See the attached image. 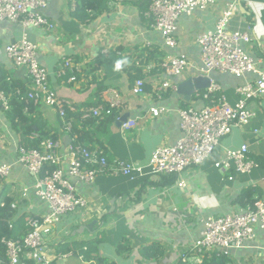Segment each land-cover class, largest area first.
I'll use <instances>...</instances> for the list:
<instances>
[{
    "label": "crops",
    "instance_id": "0c3cea01",
    "mask_svg": "<svg viewBox=\"0 0 264 264\" xmlns=\"http://www.w3.org/2000/svg\"><path fill=\"white\" fill-rule=\"evenodd\" d=\"M77 2L49 0L46 15L56 25L55 30L24 29L19 23L0 20V74H5L6 81L17 86L29 82L27 69L16 68L5 52V47L19 40L27 30L29 39L39 46L38 60L49 72L50 85L67 106L76 108L74 114L82 115L79 121L72 116L73 127L81 128V135L86 132L79 140L73 130L72 133L63 128L64 122L55 107L44 103L37 107L39 115L58 135L61 143L58 152L64 158L66 177L91 206H105L107 211H115L104 219L85 212L66 215L61 223L53 226L41 264H201L207 253L198 255L193 247L204 229V220L240 212L244 207L236 198L245 189H254L253 200H264V97L251 103L255 117L241 127H233L214 156V159L221 158L227 149L247 144L259 163L250 173L239 174L234 168L219 169L212 159L185 171L173 184H164L165 179L156 174L130 180L109 173L100 174L92 183H82L68 174L67 161L71 156L69 146L74 144L99 147L110 158L148 165L159 146L174 145L182 138L179 109L186 106L200 109L206 100L200 96V91L188 100L177 88L162 92L161 98L156 97L153 90L165 80L158 66L167 54L188 56L190 67L182 75L167 79L173 87L200 75L197 67L201 64V46L196 41L197 36L214 29L225 2L207 11H197L193 16H181L175 48L164 45L161 33L153 27L146 13L148 5L142 0H107L102 11L87 10L90 16L84 21L74 15ZM238 6L231 29L249 32L250 40L242 46L264 69V0H242ZM147 49L152 58L138 66L150 90L138 94L134 91L136 78L131 79L127 69L117 71L115 64L105 59L111 52L123 53L130 58L131 65L138 54H146ZM65 57H72L81 69L74 80L58 74ZM209 77L221 84L228 102L234 104L239 99L237 87L256 80L257 75L248 73L237 77L212 71ZM99 87L104 89L96 96ZM97 102H101L98 106L114 105L117 112L114 121L88 117L91 109L98 107L94 105ZM162 107L166 111L158 116L151 111ZM125 114L130 115L128 120H136L137 126L123 128L124 122L120 125L119 121ZM18 145L19 136L7 114L0 109V163L14 165L7 182L23 190L34 185L37 177L28 174L17 162ZM231 175L233 179H229ZM181 179L186 186L179 185ZM23 207L28 215L40 216L46 212V207L32 191L27 194ZM92 221H97L96 225L82 232L81 227ZM125 237L129 238L131 250L121 254L118 245L125 247ZM84 241H92V251L86 257L79 253L81 247H78ZM64 244L77 248L63 253ZM227 254L232 264H264V232L256 228L252 240ZM184 257L188 261L184 262Z\"/></svg>",
    "mask_w": 264,
    "mask_h": 264
},
{
    "label": "built area",
    "instance_id": "2783aa9c",
    "mask_svg": "<svg viewBox=\"0 0 264 264\" xmlns=\"http://www.w3.org/2000/svg\"><path fill=\"white\" fill-rule=\"evenodd\" d=\"M148 5L147 15L153 27L161 33L166 47L178 46L176 31L181 16H193L197 11H207L225 2L216 21L214 29L203 31L196 41L201 46V64L197 67L200 75L209 76L212 71L231 73L243 77L248 73L257 75L256 80L245 82L237 87L238 101L228 102L220 83L212 80L203 94L206 104L200 108L189 106L180 108V126L183 132L174 145L159 146L152 154L148 165H142L128 159L110 158L105 150L99 147H83L70 145V158L67 161L68 174L77 182L92 183L102 173L123 175L130 180H136L147 174L181 175L186 170L200 166L214 159L222 140L231 133L233 127H241L251 121L256 113L251 103L264 97V69L258 61L243 48V42L250 40L248 31L231 29V21L239 11L242 0H142ZM49 0H0V20L19 23L24 29L44 27L55 30L56 25L46 15ZM7 57L16 68L25 67L29 82L17 86L11 92L0 87V109L5 113L11 110V101L15 97L27 106L47 105L57 108L66 129L71 131L73 118L67 115V104L59 98L49 83V72L38 60L39 46L29 39L27 30L19 40L5 47ZM190 67L187 55L167 54L159 63L165 80L156 86L155 92L159 98L162 92L176 90L168 78L182 75ZM157 68V67H156ZM81 69L72 57H65L59 65L60 76H69L70 80L80 74ZM145 81L139 78L135 81L134 91L145 93ZM72 107V106H71ZM114 105L93 107L88 117L105 118L112 115ZM72 112L76 111L72 107ZM155 116L166 111L165 108H152ZM118 120L120 118L118 117ZM123 128L137 126V121L129 119L123 123ZM39 130L31 135V140L38 139ZM61 143L47 138L39 146H17V162L37 177L34 194L46 207V212L40 216L30 217L29 232L24 239H4L9 264H19L22 256L36 258L43 262V245L52 233L53 226L61 223L66 215L71 213L90 214L98 217L96 212L107 213V208L91 206L88 199L81 196L74 183L66 177L63 156L59 155ZM49 165H57L54 170ZM214 165L223 170L234 168L236 173H250L259 165L247 144L239 148L227 149L223 157L214 159ZM12 166H0V176L7 177ZM44 172V176L41 174ZM233 179V175L229 177ZM180 186H186L185 180L179 181ZM26 197L28 190L24 189ZM204 229L194 244L198 255L206 253H229L231 249L242 247L246 241L255 237V229L264 232V200L254 201L241 209L240 212L222 216H210L203 222ZM184 262L188 261L185 257Z\"/></svg>",
    "mask_w": 264,
    "mask_h": 264
},
{
    "label": "trees",
    "instance_id": "16d2710c",
    "mask_svg": "<svg viewBox=\"0 0 264 264\" xmlns=\"http://www.w3.org/2000/svg\"><path fill=\"white\" fill-rule=\"evenodd\" d=\"M107 0H78L77 2V8L75 10V17H77L80 21H84L87 19L90 15L88 14L87 10H98L102 11L104 8H106ZM31 28V27H30ZM123 53L125 51L123 48H120ZM116 54L115 52H111L110 57H108L106 60L107 63L116 64V61L118 60H126L127 63L122 65V69H127L130 78L134 79L136 78H142V69L138 66V64L150 60L151 54H145V53H139L136 57L135 61L130 63V58L124 56V54ZM148 57V58H147ZM6 75L0 74V87L4 88L7 92H11L12 90L17 87L16 83H10L6 81ZM68 76H66L67 78ZM135 80V81H136ZM144 80V79H143ZM145 81V80H144ZM160 85V84H159ZM158 85V86H159ZM24 87V86H23ZM103 87H99L96 96L103 90ZM145 92L150 90L148 85L145 82L144 86ZM156 89V88H155ZM155 89L153 90V93L156 97L157 93L155 92ZM205 90L200 91V96L204 99L203 94ZM205 100V99H204ZM101 102L94 103L95 106H98ZM104 104V103H102ZM11 110L6 112L7 118L11 122V124L14 127V130L19 136V145L29 146V147H35L39 146L41 144V141L47 138H51L54 140L58 139V135L53 131V129L49 126L48 122L38 113L37 106H34L31 104L29 106V114L25 112L26 104L23 101H18L15 97L11 101ZM105 106H110V103L104 104ZM189 106L183 107L188 108ZM67 115L68 117L75 116L78 121L81 119V114H74L70 109L67 108ZM117 115L116 109L113 107V113L110 116L105 117V119L113 120L115 119ZM86 124V123H84ZM74 125V124H73ZM39 130V138L31 140L30 137L33 132ZM72 130L78 134V139H82L84 134L81 135L82 129L78 128L77 126L72 127ZM71 130V131H72ZM72 131V133H73ZM3 164H10V163H0V166ZM14 166V165H13ZM11 168V171L13 170V167ZM23 166V165H22ZM58 168L57 165H49L50 170H54ZM26 169V168H25ZM26 171L29 174V171L26 169ZM184 173V172H183ZM150 174L145 175L148 176ZM182 175V174H181ZM180 175V176H181ZM9 176V175H8ZM7 176V177H8ZM41 176H44V172L41 174ZM162 178L165 179L163 182L164 184H173L177 181L178 176L176 174L172 175H159ZM7 177H1L0 176V264H9V259L6 253V247L4 243L2 242L3 239H23L25 235L29 232V225H28V219L30 217H34V215L29 214L26 212V209L23 207V204L25 203L26 197L24 196V189L27 188L28 193L29 191H32L34 193V185L31 187H25L23 190L20 191V200H17L16 193L11 192L10 187H12V183L7 182ZM27 193V194H28ZM253 193L254 189L248 188L243 190L239 196L236 198L237 203L240 204V206L245 207L248 205V203H252L253 200ZM115 213L108 212L106 213L104 217L111 216ZM125 239V238H124ZM124 241V240H123ZM92 245V241H84L79 244L78 247H81L79 249V253L84 254L83 256H88L92 250H90ZM62 249L63 253H68L70 250H75L77 247H74L72 245H65ZM124 251H128V248H122ZM42 250L45 252L46 250V242L42 247ZM121 250V251H123ZM61 252V250H60ZM227 253H207L202 258L201 264H232L231 260L227 257ZM19 264H41L35 257L28 258L26 256H22Z\"/></svg>",
    "mask_w": 264,
    "mask_h": 264
},
{
    "label": "water",
    "instance_id": "95a60500",
    "mask_svg": "<svg viewBox=\"0 0 264 264\" xmlns=\"http://www.w3.org/2000/svg\"><path fill=\"white\" fill-rule=\"evenodd\" d=\"M210 83L211 78L209 76L198 75L180 83L177 87V91L179 94H182L186 97V99L189 100L193 93L206 89L210 86ZM129 116V114H125L121 118V121H119V124L121 125L123 122H126ZM112 203H114V200L112 201ZM96 223L97 221H92L89 225L82 226L81 231L84 232L85 230L92 229L96 225Z\"/></svg>",
    "mask_w": 264,
    "mask_h": 264
},
{
    "label": "rangeland",
    "instance_id": "374dc122",
    "mask_svg": "<svg viewBox=\"0 0 264 264\" xmlns=\"http://www.w3.org/2000/svg\"><path fill=\"white\" fill-rule=\"evenodd\" d=\"M146 54H148L147 52H149V49H147L146 51ZM13 83V82H12ZM52 87V86H51ZM41 104H43V103H40V105ZM45 104V103H44ZM40 105H38L37 107H39ZM57 109V108H56ZM68 109H72V107L71 106H68ZM58 111V110H57ZM61 118V117H60ZM61 120L63 121V119L61 118ZM64 122V121H63ZM49 124V123H48ZM49 126L52 128V126L49 124ZM62 126H63V128L65 129V130H67L65 127H66V125L64 124H62ZM30 139H31V137H30ZM187 171V170H186ZM182 174H184V173H182ZM13 185V184H12ZM17 187H18V185L16 184L15 185V187L14 186H12V187H10V190H13L15 193H16V196H17V199H20V195L18 194V192H20L21 190H18L17 189ZM102 212L103 211H101V212H96V215L98 216V217H100V215L102 214ZM109 211H107V213H108ZM34 217H36V216H34ZM26 236V235H25ZM24 239V238H23ZM4 240V239H3ZM3 240H2V242H3ZM4 243V242H3ZM124 244L123 245H125V247H123L121 244H120V246L118 245V248H119V253H121V254H123L124 252H128V251H130L131 250V245H130V241H129V238L128 237H125V239H124V242H123ZM5 245V244H4ZM5 247H6V245H5ZM122 248H128V251H124ZM144 249H145V247H143V250L142 251H144ZM106 250H111L109 247H106ZM121 250H123V251H121ZM144 254H145V252H143Z\"/></svg>",
    "mask_w": 264,
    "mask_h": 264
},
{
    "label": "clouds",
    "instance_id": "9594fccd",
    "mask_svg": "<svg viewBox=\"0 0 264 264\" xmlns=\"http://www.w3.org/2000/svg\"><path fill=\"white\" fill-rule=\"evenodd\" d=\"M125 63H127L126 60H118V61H116V64H115L116 70L117 71L120 70V68L122 67V65L125 64Z\"/></svg>",
    "mask_w": 264,
    "mask_h": 264
}]
</instances>
